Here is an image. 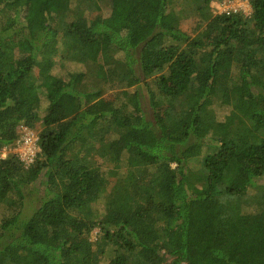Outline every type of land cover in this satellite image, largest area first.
Listing matches in <instances>:
<instances>
[{
	"label": "trees",
	"instance_id": "trees-1",
	"mask_svg": "<svg viewBox=\"0 0 264 264\" xmlns=\"http://www.w3.org/2000/svg\"><path fill=\"white\" fill-rule=\"evenodd\" d=\"M187 1L196 35L174 0H0V150L41 123L31 165L0 158V264H264V0Z\"/></svg>",
	"mask_w": 264,
	"mask_h": 264
},
{
	"label": "rangeland",
	"instance_id": "rangeland-1",
	"mask_svg": "<svg viewBox=\"0 0 264 264\" xmlns=\"http://www.w3.org/2000/svg\"><path fill=\"white\" fill-rule=\"evenodd\" d=\"M241 1V0H240ZM239 0H223L222 2H218L217 0L213 1L211 3V9L212 12L214 14H220L222 13L226 8H239L240 11L243 15H245L246 17L251 16L252 14V7L250 5V3L247 0H242V2H240ZM217 2V3H215ZM233 5H235V7H232ZM84 9L86 8L85 5L81 6ZM46 8L48 9L49 7L46 6ZM229 8V9H230ZM245 10H243V9ZM172 11V13H171ZM170 15L171 18H173L175 20V18H177L178 21H180V28L191 35H196L197 32H199L200 29V25L203 24L202 19L200 18L199 15H197L193 9V5L187 1V0H174L171 8H170ZM110 13V9L109 6L106 3H102L99 5V10H96L93 12L94 15H98V14H102L104 17L109 16ZM79 67V65L77 64H72V63H66L65 65H61L60 63L56 65L55 69L53 70V73L58 75V76H66V73L68 71L71 70H76ZM130 90H135L134 88H131ZM141 91H143V93L145 94L146 91L145 89H140ZM146 96V95H145ZM144 105L148 108L147 110H150V105H149V101L147 98H144ZM233 97L230 96V99L225 103V104H218L215 107V113H216V117H217V121L227 125L231 122H229V116L231 115L233 108H232V104H233ZM45 108H46V104L43 101V107H41V111L40 113L42 115L45 114ZM40 126L41 123H39L34 129H31L32 132H35L36 134H38L39 130H40ZM21 127V126H20ZM20 139V136L18 138V141ZM14 144H12L11 146L7 147V150L5 152L6 157L9 156L10 154H17V142ZM23 148H20L19 151L21 152ZM207 151V148H203L202 152L205 153ZM97 164L101 167L102 171L105 173V175H107L109 177L110 180H113L115 177H117V175L119 174V172L117 170H115L114 165L112 163L109 162H104L102 160L97 159ZM175 167V165H173ZM191 166L193 168H198L199 167V162H197L196 160L191 162ZM39 189V190H38ZM38 189L36 188H30L29 191H26V195H27V201H26V208H25V214L26 215H31L35 209V207H37L38 204V198L44 194V188L43 187H38ZM40 191V192H39ZM251 194H257V191L255 188H252L250 190ZM250 211H256L258 210V207L256 206H252L251 208H248ZM99 229L96 228L94 229L91 234H90V238L91 241L94 243L97 241L98 237L100 238V234H99ZM109 258H107L106 256L103 257V261L102 264H108Z\"/></svg>",
	"mask_w": 264,
	"mask_h": 264
},
{
	"label": "built area",
	"instance_id": "built-area-1",
	"mask_svg": "<svg viewBox=\"0 0 264 264\" xmlns=\"http://www.w3.org/2000/svg\"><path fill=\"white\" fill-rule=\"evenodd\" d=\"M240 2H242V0ZM232 7H235V5H233ZM229 8H226L222 13L240 11L239 8H230V9ZM16 145H17L18 150H17V154H14V155H17L26 166L31 165L35 161L37 155L41 151L39 147V135L36 134L35 132H32L30 128L24 125L20 127V139ZM7 147L9 146H5L0 150V158L2 159L6 158L5 152L7 150ZM20 148H23L21 152L19 151Z\"/></svg>",
	"mask_w": 264,
	"mask_h": 264
}]
</instances>
